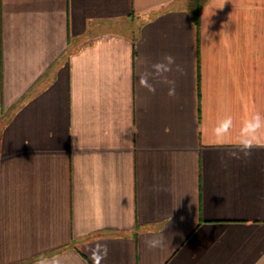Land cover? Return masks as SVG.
Wrapping results in <instances>:
<instances>
[{
  "label": "crops",
  "instance_id": "0c3cea01",
  "mask_svg": "<svg viewBox=\"0 0 264 264\" xmlns=\"http://www.w3.org/2000/svg\"><path fill=\"white\" fill-rule=\"evenodd\" d=\"M256 113L264 0H0V264H264Z\"/></svg>",
  "mask_w": 264,
  "mask_h": 264
},
{
  "label": "clouds",
  "instance_id": "9594fccd",
  "mask_svg": "<svg viewBox=\"0 0 264 264\" xmlns=\"http://www.w3.org/2000/svg\"><path fill=\"white\" fill-rule=\"evenodd\" d=\"M164 61H166V63L159 62L153 65V68L157 73L169 70L168 66L175 63V58L171 55H166L164 57ZM177 70H179V66H177ZM140 83L142 86L148 87L149 91L155 92V88L148 85L147 78L145 76L141 77ZM174 93L175 90L173 88L170 90L169 95H174ZM232 126L233 122L231 117L218 122L217 126L213 129V133L218 142H222L224 140L226 135L229 134V130L232 128ZM241 133L242 135L239 141V149L244 153L245 156H248L251 154V150L254 147L259 146L260 136L264 135V116L256 113L249 119L245 120L241 129ZM221 163H224L223 157H221ZM161 242L162 241L160 240H154L150 241L149 244L150 246L154 247Z\"/></svg>",
  "mask_w": 264,
  "mask_h": 264
},
{
  "label": "trees",
  "instance_id": "16d2710c",
  "mask_svg": "<svg viewBox=\"0 0 264 264\" xmlns=\"http://www.w3.org/2000/svg\"><path fill=\"white\" fill-rule=\"evenodd\" d=\"M206 1L207 0H189V11L198 28L200 26L201 10Z\"/></svg>",
  "mask_w": 264,
  "mask_h": 264
}]
</instances>
